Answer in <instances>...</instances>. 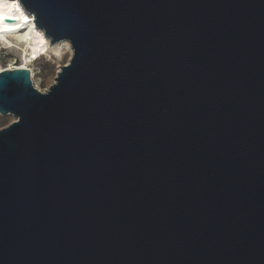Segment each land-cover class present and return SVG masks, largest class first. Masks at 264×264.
I'll list each match as a JSON object with an SVG mask.
<instances>
[{"label":"water","instance_id":"water-1","mask_svg":"<svg viewBox=\"0 0 264 264\" xmlns=\"http://www.w3.org/2000/svg\"><path fill=\"white\" fill-rule=\"evenodd\" d=\"M30 7L72 56L0 72V264H264V0Z\"/></svg>","mask_w":264,"mask_h":264},{"label":"bare ground","instance_id":"bare-ground-1","mask_svg":"<svg viewBox=\"0 0 264 264\" xmlns=\"http://www.w3.org/2000/svg\"><path fill=\"white\" fill-rule=\"evenodd\" d=\"M34 22L23 23L21 21L6 22V27L0 32V51L9 55H14L19 59V64L11 62L6 67H0V72L5 69L23 68L29 69L31 77L32 70L30 65L36 63L42 57H50L55 61H61L65 54L72 56V49L67 42L50 45L43 32L34 28H29ZM38 89V87L36 86ZM39 90V89H38ZM41 91V90H40Z\"/></svg>","mask_w":264,"mask_h":264},{"label":"rangeland","instance_id":"rangeland-1","mask_svg":"<svg viewBox=\"0 0 264 264\" xmlns=\"http://www.w3.org/2000/svg\"><path fill=\"white\" fill-rule=\"evenodd\" d=\"M71 57L65 54L61 61H55L50 57H42L36 63L29 66L32 70L31 81L33 86L38 87V91L44 93L49 87L55 83V78L60 70V67L66 65ZM11 62L19 64V59L14 55H9L4 51H0V67H6ZM41 90V91H40ZM15 121L12 115L3 116L0 114V130Z\"/></svg>","mask_w":264,"mask_h":264},{"label":"snow or ice","instance_id":"snow-or-ice-1","mask_svg":"<svg viewBox=\"0 0 264 264\" xmlns=\"http://www.w3.org/2000/svg\"><path fill=\"white\" fill-rule=\"evenodd\" d=\"M31 0H0V32L7 26V21H21L28 23L30 20L35 21V15H29L32 12L30 7ZM35 23L29 28V31L34 30ZM2 39V37H0Z\"/></svg>","mask_w":264,"mask_h":264}]
</instances>
